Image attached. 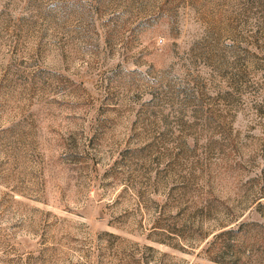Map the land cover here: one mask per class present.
Instances as JSON below:
<instances>
[{"label":"rangeland","instance_id":"374dc122","mask_svg":"<svg viewBox=\"0 0 264 264\" xmlns=\"http://www.w3.org/2000/svg\"><path fill=\"white\" fill-rule=\"evenodd\" d=\"M0 264H264V0H0Z\"/></svg>","mask_w":264,"mask_h":264}]
</instances>
